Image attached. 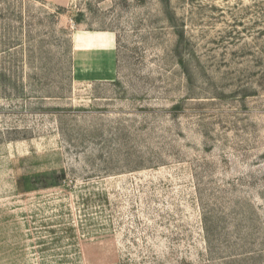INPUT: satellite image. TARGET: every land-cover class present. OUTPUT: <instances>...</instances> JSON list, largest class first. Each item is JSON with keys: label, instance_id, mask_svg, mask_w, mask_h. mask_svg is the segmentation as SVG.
I'll use <instances>...</instances> for the list:
<instances>
[{"label": "rangeland", "instance_id": "1", "mask_svg": "<svg viewBox=\"0 0 264 264\" xmlns=\"http://www.w3.org/2000/svg\"><path fill=\"white\" fill-rule=\"evenodd\" d=\"M0 264H264V0H0Z\"/></svg>", "mask_w": 264, "mask_h": 264}]
</instances>
